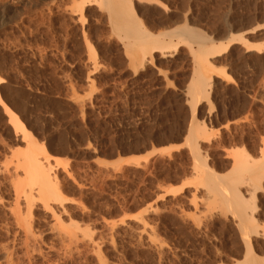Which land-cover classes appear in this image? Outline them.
I'll use <instances>...</instances> for the list:
<instances>
[{"label": "rangeland", "instance_id": "374dc122", "mask_svg": "<svg viewBox=\"0 0 264 264\" xmlns=\"http://www.w3.org/2000/svg\"><path fill=\"white\" fill-rule=\"evenodd\" d=\"M96 1L0 0V264H264V177L255 192L256 231L249 235L240 229L230 193L238 191L251 206L253 174L244 173L236 191H228L231 203L218 194L231 178L235 146L255 159L264 150L263 109L251 110L264 106L263 79L244 94L251 101L242 119L213 114L214 97L238 96V88H228L234 81L226 67L257 51L248 45L264 43V0H131L136 29L148 37L175 41L173 34L188 27L208 44L235 34L243 40L208 56L215 68L209 100L200 99L193 113L190 81L197 64L190 52L198 48L191 37L176 48L153 49L151 37L127 47L131 40L113 27L104 0ZM2 105L48 157L65 200H49V210L35 197L29 216L37 231L26 241L19 235L15 248L11 208L16 199L22 206L15 208L26 204L7 173L15 162L12 146L25 143L15 140L21 135L8 128ZM189 121L206 136L196 138L195 151L207 166L204 177L182 143ZM161 147L168 153L147 155ZM53 212L64 229L53 224ZM242 233L253 251L248 259Z\"/></svg>", "mask_w": 264, "mask_h": 264}, {"label": "bare ground", "instance_id": "6f19581e", "mask_svg": "<svg viewBox=\"0 0 264 264\" xmlns=\"http://www.w3.org/2000/svg\"><path fill=\"white\" fill-rule=\"evenodd\" d=\"M87 1H89V0H87ZM103 5L105 6V9L107 10L108 14H110V16H111V20L113 21V24H114L113 27H116V29L122 31L125 39L131 40V41H129L128 45L126 44L127 47H133V46L136 47L140 43L142 44V45H139L141 47L147 42V40L149 41L151 38H152V40L150 42H152V44H153V46L151 45V47L153 49L154 48L162 49V48H167V47H171V46L176 48L177 45L181 41H185V39L187 37L188 38L191 37V39L196 43V46L198 49L190 52L192 54L193 60L197 64L196 69L194 68V71H193V78L190 81V84H191L190 85V87H191L190 91H191V96H192V98L190 97L191 98L190 99L191 100V102H190L191 108L190 109H191L192 113L195 109L196 104L199 102L200 99L205 97L209 100L208 96H209V90L211 88L210 71L212 69H215V68L210 66L208 56L216 55V54H219L222 50H226V48L229 46V44L232 41H243L241 39L240 35L235 34L236 36H232V37L228 38L226 41H217V42L211 41V43L208 44L206 42L207 38L203 34L197 33V32L194 33V32H192V29H190L188 27L183 28V29L178 30V31L175 30L176 32L173 34L174 38L176 39L175 41L174 40L163 41L162 39H159L157 37H151V36L148 37L149 32L148 33L144 32L145 31L144 29H143L144 30L143 32L140 31L139 28H138L139 30L136 29L137 27L135 26V21L132 18V14L134 12H133V6H132L131 0H104ZM140 39H143V40L141 41ZM188 46H190V45H188ZM189 48H191V47H189ZM248 48H252V49H255L257 51H262V50H264V43L262 42L261 44H255V45L253 44L250 46L248 45L247 49ZM125 50H126L127 55H129L132 59H136V53L132 52L131 48L129 50H128V48ZM150 50H151V48H150ZM144 54L145 53H143V51L141 49V54H140L141 58H139L140 59L139 61H141L143 59ZM216 70H217V72H219V74H224L223 69L217 68ZM192 80H193V83H191ZM1 82H2V78L0 77V83ZM2 111H3V114H6V117H7L6 119H7L8 125L10 126L8 128H10V130L13 131L14 134L20 133L19 135H21V136H19L18 139L15 138V140L24 141V143H25V147H21V145L19 146V144H18L19 142L16 141L17 143H15V145L18 144L17 146H14L16 148H13V146H12V150L14 149L12 154L15 156V158H14L15 162L13 165H11L12 166L11 171H8L10 168H8V170H7L8 175L10 174L9 172H11V174H10L11 177L10 176L9 177L13 178V181H12L13 183L10 182L13 186L11 184L10 185L12 186V188L14 187V190H13L14 194L16 195V197H18V199L20 197H23L24 198L23 201L25 200L24 204H26V206L23 204V207L24 206L26 207V209L23 208L25 210V213H24L22 211L23 210L22 208H21L22 210L19 209V207L15 208V205L17 206L19 203V201L17 202V199L15 198L16 199L15 201L17 203L16 202L14 203V209L12 210V208L10 207L11 211H12V223L14 220L15 227H14V225L12 227V224L8 223V221L5 222V223L10 224L11 228H15V230L13 229L14 232L12 231L13 233H12V238H11V246L15 248L17 246V245L14 246L16 243V240L18 242V239L20 238L19 235H23L25 238V241H26L30 238L31 235H33L34 230H36V228H37V225L33 224V221L29 216L30 211H31V207L36 202L35 199H37V200L40 199L39 201H43L44 204L43 203L42 204L45 206H43V205L42 206L44 208H47L50 206V204L48 205L49 200H50V202L52 200H54V201L59 200L58 202H61V203L65 200H64V198L63 199L61 198L59 188L57 187V185H59V184H57L58 182L56 181V177L51 172L52 169H51V165L49 163L48 157H46L45 155H42L38 151V150H40L39 146H37L35 144L34 139L31 137V135L25 129V127L23 126V123H21V121L18 119L17 115H15L14 113H10L11 110L9 111V109L5 105H2ZM195 123H193L192 121L189 123V125L187 127L188 130L186 131L187 133H186L182 143H186L189 146L190 150L192 152H194L192 155H193V160H194L193 161V163H194L193 168L196 169L195 173L203 174L204 173L203 171L205 169H207V166L203 161H202L203 162L202 163L201 160L200 161L198 160L199 158L195 157V155H197V154H195L196 144H197L196 138L201 137L203 139L206 136L199 129L198 125L197 124H196L197 126L195 125ZM12 143L14 144V141ZM235 148H236V146H235ZM235 148L233 151V157L235 159V163H232V165H233L232 170L233 171L230 170L232 173L230 174L231 178L229 179V183H227V184H225V182L222 184L220 183L222 186L221 187L219 186L221 189L218 187L220 189V191L218 192V190H217V192H218V194L220 193V196L222 197L221 199L223 201H226V199H227V202L229 204L231 202L228 201V199H229L227 197L228 191H231L233 189H234V191H236L235 190L236 189L235 184L237 181L240 182V181H242V179H245V177L243 178L244 173L247 174V172H248V173L253 174L256 185H255V187L252 188L253 190L251 191V198H252V203H253L251 206L250 205L247 206V204H249L248 201H245V199H243L240 195H238L237 194L238 191L235 193H232V194L230 193V195L233 196L231 199H233L235 201V202L233 201L232 204H234L233 206H235V210H237L238 216L240 218V220L238 219L240 221V224H239L241 227L240 229L242 232L246 231L247 233L246 232L245 233L249 235L250 231H256L255 228L257 226V222H256L255 217L253 216V212L256 210L255 192H256L257 188L258 189L261 188V185H262L261 180L264 177V150H262L260 155L255 159V157L252 158L253 156L252 157L249 156L248 155L249 153L247 154V151L244 150L243 147H240V148L237 147L236 149ZM154 151H156L159 154H163L165 152L168 153L169 148L161 147L159 149H153L147 155L153 154ZM147 155L144 157L145 159L147 158ZM133 157H129L128 159H126V161L132 162L134 164H139L138 159H136L137 157L136 158H133ZM7 164L5 165L6 167H7ZM3 169H5V168H3ZM206 172H207V170H206ZM216 174H217L216 172H214V173L212 172V174L209 173L210 176L212 175V178L218 179L219 176H217ZM202 176L204 177V174ZM205 177H208V176H205ZM198 178H199L198 182H199V180L204 181V179H200L201 177L198 176ZM209 179L211 180V178H208L207 180L209 181ZM223 179H225V178H223ZM11 180L12 179H10V181ZM226 181H228V180H226ZM250 181H249V183H250ZM178 187H175V188L177 189ZM207 187H209V186H207ZM215 188L217 189V187H214V189ZM223 188L225 191L223 190ZM208 190H209V188H208ZM221 190L223 191V194H222ZM216 197H218V195ZM60 199H62V200H60ZM33 201H35V202H33ZM18 206H22L21 203ZM50 207H49V210L51 209ZM248 207H250V210H249L250 212L246 213L245 209L246 208L248 209ZM55 213H57V212L52 213V215L55 216V219L53 220V224H60L61 221L59 219V216L55 215ZM10 215H11V213H10ZM1 220H3V219H1ZM1 224H0V227L3 226ZM71 224L74 225L73 223H71ZM61 226H63L62 222H61ZM61 228L64 229V226ZM5 230L8 231L11 229H10V227H9V229H6V227H5ZM51 232H52V230H51ZM245 233H242V234L244 235ZM263 233H264V231H263ZM36 234H37V232H36ZM82 236H83V234H82ZM246 236L245 235L242 236V238L246 242V244L244 242V245H245L244 249L245 250H244L243 254H244L245 258L248 259L249 254L251 253L252 249H251L250 243L248 241L249 239ZM21 239H23V238H21ZM66 239H67V237H66ZM19 245L21 246V244H19ZM26 245H29V242H28V244L26 243ZM10 247H8V248H10ZM1 248H2V246H1ZM24 248H27V247H24ZM5 249H7V248H5ZM11 249H13V248H10V250ZM8 252H7V255H8ZM247 263L248 264H259L253 259L247 260ZM260 264H263V263L261 262Z\"/></svg>", "mask_w": 264, "mask_h": 264}, {"label": "trees", "instance_id": "16d2710c", "mask_svg": "<svg viewBox=\"0 0 264 264\" xmlns=\"http://www.w3.org/2000/svg\"><path fill=\"white\" fill-rule=\"evenodd\" d=\"M239 63L238 67L227 66L226 71L232 77L234 82L228 84V88L232 90L238 88V96L231 101H226L223 94L214 97L215 112L220 118L224 116L231 121L242 119L249 110L250 98L245 96V93L252 92L260 87V82L264 81V50L263 51H248ZM226 101V105L224 104ZM257 105V106H256ZM257 107H261L264 113V106L257 103L252 106L251 110L256 112ZM264 129V124L260 126ZM118 130H123L119 128Z\"/></svg>", "mask_w": 264, "mask_h": 264}]
</instances>
